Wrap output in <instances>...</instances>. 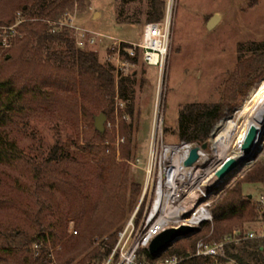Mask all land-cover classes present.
Listing matches in <instances>:
<instances>
[{"label": "trees", "instance_id": "obj_1", "mask_svg": "<svg viewBox=\"0 0 264 264\" xmlns=\"http://www.w3.org/2000/svg\"><path fill=\"white\" fill-rule=\"evenodd\" d=\"M87 1L0 0V15L14 9L11 15L0 18V26H12L19 12L28 20L17 27L24 36L18 41L16 53L11 50L0 63V166L24 170L25 176L37 181L39 187L55 183L60 189L69 191V196L80 204L82 191L87 185L74 174V167L68 166L74 155L70 153L67 145L56 143L47 157H28L18 147L11 130L22 117L27 118L50 107L58 108L61 118L67 115L68 120L75 125L78 119L84 123L85 132L91 130L84 135L83 146L74 141L68 144H76L83 153L91 155L98 167L97 180L103 186L107 208L113 204L109 208V214L104 211L98 214L99 205L94 207L91 198L86 196L84 207L72 212V216L78 219V229L82 236L62 245L66 257L60 264H74L77 258L86 253L94 236L107 233L111 234L107 245L90 251L77 264H86L98 258L104 261L110 256L117 242L114 228L125 216L126 203L123 202V206L121 204V189L129 182L127 173L120 170L115 162L116 149L106 144L114 141L116 130L108 129L102 134L95 127V130L92 129L91 122L95 121V111L103 112L115 124L116 96L126 103L125 111L133 118L134 94L131 87L134 77L118 75L120 79L117 81L114 65L97 61L93 53L79 48L72 29L59 26L76 5L84 10ZM148 1L147 22H162L166 14L165 2ZM126 48L124 46L123 56L127 61L135 62L137 58H130ZM131 48L132 46L129 47ZM244 49L245 46L241 45V54ZM246 51L250 53V59L242 58L226 86L222 100L217 103H189L180 110L177 123L180 143L188 142L199 146L208 143L224 112L233 113L239 100L264 79V41L251 43ZM7 67H16L9 77L1 74ZM43 68L49 69L47 76L41 73ZM120 125L121 135L126 139L121 147V158L128 159L132 152L129 128L123 122ZM253 184L264 185V162L255 164L244 173L242 179L220 191L209 208L213 216L212 222H204L196 234L173 244L160 256H152L147 250L141 251V256L154 261L178 255L185 259L182 264H225L229 261L227 259L235 261L236 264H264V239H241L238 244L227 245V259L214 261L206 257H190L195 252L198 241L205 239L209 242H221L233 236L236 231L245 229V224H254L260 220V209L254 195L243 192L244 185ZM142 185L139 178H133L130 182V207H134L140 197ZM144 208L145 203L137 210L136 226L140 224ZM59 228L64 230L65 226L61 225ZM52 237H55V232H47L41 224L33 235L19 228L1 225L0 264H36L39 258L47 255L48 250L40 248L41 257L35 260L32 246L47 245ZM117 260L118 257L115 262Z\"/></svg>", "mask_w": 264, "mask_h": 264}, {"label": "rangeland", "instance_id": "obj_2", "mask_svg": "<svg viewBox=\"0 0 264 264\" xmlns=\"http://www.w3.org/2000/svg\"><path fill=\"white\" fill-rule=\"evenodd\" d=\"M161 1L165 2L166 10L170 6L172 17L171 44L162 75L156 67L148 66L144 62L140 49L136 48V45L142 43L143 26L148 23V0H88L84 10L76 5L70 13L72 17L70 22L77 28L74 29L76 42L82 38L83 34L86 35L82 38L85 42L94 39L95 46H87L84 50L93 53L97 61L114 65L116 78L118 75L134 77L131 87L134 94L133 118L125 111L126 103L116 96L115 124L108 119L105 123L106 130H116L114 141L106 144L116 149L115 162L120 170L127 173L129 179L120 193L121 204L123 206L124 202L126 205L125 216L113 231L116 239L135 216L141 204L145 203V208L140 222L152 203L153 185L149 186L145 201L143 192L147 181L146 160L149 156L151 136L157 116L164 118L165 144H179L177 123L180 110L189 103H217L222 100L226 86L233 73L237 71L242 58L250 59V53L246 51L250 44L264 41V0ZM13 10L2 13L0 18L11 15ZM215 15L220 16V20L214 29L209 30L207 23ZM23 36L22 34L17 36L9 49L0 47V63L5 55L18 48V41ZM241 45L245 46L242 54L240 53ZM124 46H127L125 49L127 53L132 46L135 54L131 57L137 58L135 62L127 61L123 56ZM124 63L126 66L123 65ZM15 68L7 67L1 74L9 77L14 73ZM41 73L47 76L50 71L48 68H43ZM263 82L264 79L239 100L233 113L225 111L215 126L225 125L228 120L236 121L244 107H251L252 100ZM157 106H159L158 109H156ZM93 112L95 113L93 119L103 113ZM59 113L58 108L50 107L41 113L36 112L35 115L18 119V124L11 130L18 147L28 157L39 159L42 156L47 157L56 143L67 145L70 153L74 155L73 161L68 162V166L74 167V174L84 185H87V188L82 191L80 204L69 196V191L60 189L54 185L55 183L39 187L36 184L37 181L25 176L24 170L0 166V226L19 228L33 235L41 224L47 232H55V237H52L47 245L43 244L37 248L35 245L32 246L35 260L41 257L40 248L48 250L47 255L39 258L36 264H60L66 257L65 248H62V245L66 241L79 239L82 236L78 229V219L72 216V212L84 207L86 196L91 198L94 207L99 205L98 214L102 211L109 214V208L113 206V204L108 208L106 206L107 199L104 196L103 186L97 180V164L91 155L83 153L76 145L83 146L84 135L91 130L85 132L84 123L82 124L80 120L77 119L75 125L68 120L67 115L61 118ZM122 122L129 128L132 145L131 156L128 159L121 158V147L126 143L125 137L121 135ZM242 122L243 120L239 124ZM91 125L94 129V120ZM214 130L208 140L209 146L205 149L209 160L205 167L213 162H216L215 164L225 162V158L234 154L236 150L231 146L226 155L218 157L213 143ZM70 141L76 144H68ZM262 141L257 161L236 174L223 190L233 185L238 179H242L244 173L252 169L255 164L264 162V136ZM133 178L141 179L143 185L135 206L130 207L128 205L129 189ZM243 192L246 195H254L257 200L264 195V185H244ZM61 225L65 226L64 230L59 228ZM244 226L246 230L259 228L258 225L251 223ZM78 231L79 234L76 235ZM110 237V233L94 236L86 253L77 258L74 264H77L90 251L107 245ZM108 258L104 261H100L99 258L94 259L86 264H105Z\"/></svg>", "mask_w": 264, "mask_h": 264}, {"label": "built area", "instance_id": "obj_3", "mask_svg": "<svg viewBox=\"0 0 264 264\" xmlns=\"http://www.w3.org/2000/svg\"><path fill=\"white\" fill-rule=\"evenodd\" d=\"M70 18H72L71 14L66 15L59 26L67 27L75 32L74 29L77 28L72 25ZM27 21L19 12L16 22L12 26H0V47L3 49L11 48L15 38L20 35L17 27ZM171 21V9L168 6L162 22H148L143 26L142 43L136 45V48L140 49L142 53L144 62L148 66L156 67L161 75L167 63L171 44ZM81 37L85 38L86 35L83 34ZM82 38L76 42L79 48L95 46L94 39L85 42ZM134 54L135 51L131 48L128 55L131 57ZM123 65L126 66L125 63ZM150 143L151 148L146 160L145 175L147 181L143 199L152 184L154 188L152 203L138 226L135 224L138 213L136 210L135 216L118 235L115 248L105 264H182L185 259L178 255L151 261L141 256V251L147 250L149 252L150 244L154 238L171 228L179 229L189 226L199 229V226L204 222H212L213 220L209 208L215 197L220 194L217 191L221 184L215 180V177H219L218 172L224 162L218 164L213 162L205 167L209 160L206 151L202 149L198 153V162L192 167H184L192 148L199 145L188 142H181L176 145L165 144L164 118L160 116H157L154 122ZM168 151L179 153L178 158L182 160L181 172L175 171L170 157L172 154L167 156ZM257 203L260 209V220L254 224L258 225L259 228L238 230L233 236L227 237L221 242L200 240L196 243L195 252L190 257H206L214 261L222 258L227 259V245L238 244L241 239H264V195L257 199ZM116 257L118 260L115 262ZM227 260L229 261L225 264H236L233 260Z\"/></svg>", "mask_w": 264, "mask_h": 264}, {"label": "water", "instance_id": "obj_4", "mask_svg": "<svg viewBox=\"0 0 264 264\" xmlns=\"http://www.w3.org/2000/svg\"><path fill=\"white\" fill-rule=\"evenodd\" d=\"M219 20L220 16L218 15L212 17L207 23L209 30L214 29ZM106 121L107 117L103 113L100 114L98 117H95L94 127L99 133H105ZM263 136L264 131L260 133L258 129L253 128L250 137L247 140V144L244 148L245 153L247 155V160L242 162L238 159H228L223 163L221 169L218 172V176H220L223 181L222 184L219 186V189L217 191L218 193L223 190L228 181L233 179L236 174L240 173L246 167L253 165V163L257 161V156L261 150V144L263 142ZM208 146L209 144L205 143L201 146H196L192 148L188 158L185 161L184 167L194 166V164L198 162L199 151H201L202 149H207ZM197 232L198 229L189 226L180 227L179 229L171 228L170 230H167L166 232H163L162 234L154 238V240L150 244L149 252L152 256H160L166 251H168L173 244L181 240L187 239V237L196 234Z\"/></svg>", "mask_w": 264, "mask_h": 264}, {"label": "bare ground", "instance_id": "obj_5", "mask_svg": "<svg viewBox=\"0 0 264 264\" xmlns=\"http://www.w3.org/2000/svg\"><path fill=\"white\" fill-rule=\"evenodd\" d=\"M254 94V93H253ZM245 109L239 114L236 121L228 120L225 125H218L214 130V146L216 150V155H226L228 149L233 146L235 152L234 154L227 156L225 160L232 159L239 161H246L247 155L245 153V146L247 140L250 137L253 128L259 130V132L264 131V82L259 87L258 92L252 100L251 107H244ZM235 120V119H234ZM243 120L241 124L239 122ZM172 154L170 157L173 163V167L176 172H181L182 164L178 152L168 151L167 156ZM216 161V160H215ZM214 179V178H213ZM215 180L222 184V179L215 177Z\"/></svg>", "mask_w": 264, "mask_h": 264}]
</instances>
